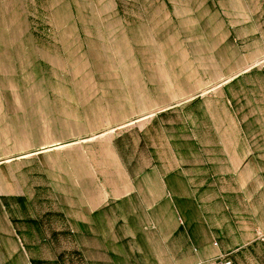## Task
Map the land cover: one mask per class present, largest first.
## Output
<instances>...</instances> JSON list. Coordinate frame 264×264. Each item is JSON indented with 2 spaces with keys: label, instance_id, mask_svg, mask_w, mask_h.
<instances>
[{
  "label": "crops",
  "instance_id": "1",
  "mask_svg": "<svg viewBox=\"0 0 264 264\" xmlns=\"http://www.w3.org/2000/svg\"><path fill=\"white\" fill-rule=\"evenodd\" d=\"M124 6L177 13L173 0ZM194 6L193 29L219 31L215 46L229 49L210 59L215 76L186 90L170 84L160 96L132 91L134 106L131 90H112L105 106L73 117L75 129L89 131L43 144L88 146L49 172V185L24 193L0 179V258L9 252L18 264L21 252H74L79 264H198L226 255L232 264H264L259 205L241 195L264 174V0ZM243 206L257 220L232 216Z\"/></svg>",
  "mask_w": 264,
  "mask_h": 264
},
{
  "label": "rangeland",
  "instance_id": "2",
  "mask_svg": "<svg viewBox=\"0 0 264 264\" xmlns=\"http://www.w3.org/2000/svg\"><path fill=\"white\" fill-rule=\"evenodd\" d=\"M173 2L176 14L169 7L151 8L148 13L134 9L129 14L124 0H0V179L8 191L26 193L45 182L49 185V172L73 163L87 142L43 143L70 141L88 132L89 128L75 129L72 118L105 106V100L113 99L112 90H131L126 94L134 106L132 91L160 96L170 90V84L175 90H186L190 84H203L204 77L215 76L210 59L229 55V49L215 46L213 36L219 31L193 29L196 16L189 12L202 0ZM93 90H99L100 97ZM144 120L148 117L126 127ZM262 175L241 194L244 202L258 203L260 228ZM226 178L232 184L237 179ZM253 190L257 193L251 199ZM233 210L232 216L243 212L245 221L257 220L245 206ZM258 238L264 240L263 235ZM5 253L9 252H1L2 262L9 264ZM27 253L31 254L19 253L18 264H79L74 252Z\"/></svg>",
  "mask_w": 264,
  "mask_h": 264
},
{
  "label": "built area",
  "instance_id": "3",
  "mask_svg": "<svg viewBox=\"0 0 264 264\" xmlns=\"http://www.w3.org/2000/svg\"><path fill=\"white\" fill-rule=\"evenodd\" d=\"M198 264H232V261L228 258V256L221 255L209 262L198 263Z\"/></svg>",
  "mask_w": 264,
  "mask_h": 264
}]
</instances>
